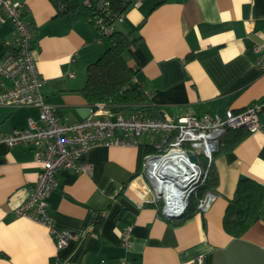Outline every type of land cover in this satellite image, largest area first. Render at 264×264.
I'll return each instance as SVG.
<instances>
[{"label": "crops", "instance_id": "0c3cea01", "mask_svg": "<svg viewBox=\"0 0 264 264\" xmlns=\"http://www.w3.org/2000/svg\"><path fill=\"white\" fill-rule=\"evenodd\" d=\"M18 1L34 32L45 101L60 121L85 119L94 104L82 90L104 37L84 19L67 20L51 0ZM116 27L136 38L125 58L137 72L131 85L143 95L115 108L107 104L101 116L138 111L169 119L223 118L228 109L263 102L264 65L256 60H264V0H142ZM257 45H263L260 52ZM15 48L14 26L0 10V57ZM30 119L40 123L39 107L0 106V137L26 128ZM260 119L264 124V103ZM46 144L0 142V264H264V204L240 237L223 224L241 178L264 188V128L220 146L215 199L182 221L166 218L141 183L144 155L153 150L147 134L137 146L89 149L81 160L90 173L62 169L48 200L50 227L17 215L38 177L35 155ZM126 228L133 236L130 250L121 245ZM61 231L75 234L65 247L57 245Z\"/></svg>", "mask_w": 264, "mask_h": 264}, {"label": "built area", "instance_id": "2783aa9c", "mask_svg": "<svg viewBox=\"0 0 264 264\" xmlns=\"http://www.w3.org/2000/svg\"><path fill=\"white\" fill-rule=\"evenodd\" d=\"M142 0H135L141 3ZM1 12L14 26L16 48L0 57V106L22 107L34 105L40 109V123L30 119L26 128L0 137L9 146L46 142L42 152L35 155L39 173L30 195L15 208L19 216L51 226L49 197L58 186L57 175L62 169L90 173L91 166L82 162V156L91 148L103 146H137L143 135L151 136L152 151L143 159L139 176L151 199L159 204L160 212L169 220L182 219L188 212L190 198L205 183L214 163L222 136L228 129L245 127L249 133L263 131L260 119L262 103L246 109H228L223 118L207 115H187L178 119L144 116L135 112L115 117L100 115L106 103L93 105L91 113L82 120L60 121L56 109L49 105L42 94L43 79L33 54L34 32L25 20L22 3L18 0H0ZM125 15L117 18L122 22ZM101 36L110 32L115 24H105L100 19ZM263 45L255 47L260 52ZM256 63L264 65L258 58ZM9 80L10 85H5ZM159 137V141H156ZM191 155L196 157L191 160ZM215 192L208 191L198 208L205 210L215 199ZM75 234L71 231L57 233L58 247H65ZM121 245L130 250L133 236L130 228L123 231ZM202 260V257H199ZM79 264H88L80 262ZM117 264H129L121 259Z\"/></svg>", "mask_w": 264, "mask_h": 264}, {"label": "trees", "instance_id": "16d2710c", "mask_svg": "<svg viewBox=\"0 0 264 264\" xmlns=\"http://www.w3.org/2000/svg\"><path fill=\"white\" fill-rule=\"evenodd\" d=\"M51 1L67 20L84 19L97 31L100 28L98 23L100 19L105 24H115L117 18L126 15L127 10L135 3V0ZM116 25H113L110 32L103 34V37L108 41L107 48L94 62L88 65L87 80L82 91L94 106L104 102L115 108L120 104L137 101L143 95L139 88L131 85L137 72L125 58L126 49L136 38L132 32H124L118 29ZM248 132L245 127L228 129L220 140L219 149L223 144L233 146ZM218 184L219 178L213 163L205 183L192 194L188 212L177 221H182L192 211L199 210L198 205L205 193L208 191L215 192ZM263 204V186L252 178H241L225 212L223 220L225 230L236 237L244 235L259 218Z\"/></svg>", "mask_w": 264, "mask_h": 264}, {"label": "rangeland", "instance_id": "374dc122", "mask_svg": "<svg viewBox=\"0 0 264 264\" xmlns=\"http://www.w3.org/2000/svg\"><path fill=\"white\" fill-rule=\"evenodd\" d=\"M118 26H120V25L118 24ZM104 39H105V40H104L105 43L103 44V45H104V47H103V51H104V50L107 48V46H108V41L106 40V38H104ZM103 51H102V52H103Z\"/></svg>", "mask_w": 264, "mask_h": 264}, {"label": "water", "instance_id": "95a60500", "mask_svg": "<svg viewBox=\"0 0 264 264\" xmlns=\"http://www.w3.org/2000/svg\"><path fill=\"white\" fill-rule=\"evenodd\" d=\"M190 158H191L192 161H195L196 160V157L194 155H191Z\"/></svg>", "mask_w": 264, "mask_h": 264}]
</instances>
